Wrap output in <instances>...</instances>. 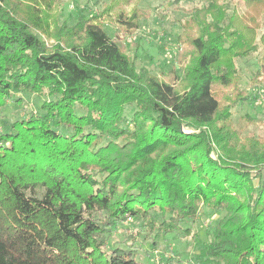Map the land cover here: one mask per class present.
<instances>
[{"label": "trees", "instance_id": "1", "mask_svg": "<svg viewBox=\"0 0 264 264\" xmlns=\"http://www.w3.org/2000/svg\"><path fill=\"white\" fill-rule=\"evenodd\" d=\"M27 1L0 0V112H26L22 94L41 99L0 120V264H141L139 240L157 250L177 234L194 241L191 258L154 264H264V136L231 120L247 100L238 61L264 46V0H244L251 19L221 0L195 7L182 68L159 75L96 15L79 14L48 47L38 32L51 0ZM132 1L108 6L122 27L138 19L123 15ZM206 208L204 240L186 225Z\"/></svg>", "mask_w": 264, "mask_h": 264}, {"label": "rangeland", "instance_id": "2", "mask_svg": "<svg viewBox=\"0 0 264 264\" xmlns=\"http://www.w3.org/2000/svg\"><path fill=\"white\" fill-rule=\"evenodd\" d=\"M25 4L29 3L23 0ZM113 0H51V3L44 6L48 33L39 30V35L44 39L48 47L58 44L55 37L60 28L64 26L73 28L77 23L79 14L86 16L96 15L97 23L101 24L111 37H117L125 45L126 53L137 57L138 68L146 67L154 74L159 75L161 70L169 71L172 68L181 67L179 64L178 51H182L185 44H180L186 36L184 23L189 19L191 10L195 7L208 6L210 0H133L127 4L125 14L130 18L135 11L137 20L132 24L122 27L119 23L118 13L109 12L108 6ZM222 4H228L242 14L246 19L255 17L256 10H249L244 0H221ZM56 32V33H55ZM194 36L199 31L192 27L190 32ZM264 33V27L258 31L257 39ZM182 35V36H181ZM259 42V40H258ZM264 46L260 45L259 51L249 58L238 61V73L240 88L246 91V101H241L234 109L232 124L241 132L243 137L264 136ZM229 90H224L227 94ZM231 91V90H230ZM26 104V112L19 110L12 105L3 112H0V120L12 122L19 115H25L28 111H38L41 99L34 94H22ZM134 107H128L126 115L128 120L132 118ZM25 112V113H24ZM224 211L218 212V217L224 216ZM214 217V216H213ZM212 212L207 208L203 214L186 226L191 231H199L205 240V232L210 225L214 224ZM127 221L113 230L109 243L119 245L125 239L124 232L132 225ZM194 241L190 237L181 234L170 236L168 242H162L157 250H151L149 244L139 240L137 249L138 260L141 264H154L161 257H181L184 260L191 258L194 251Z\"/></svg>", "mask_w": 264, "mask_h": 264}]
</instances>
